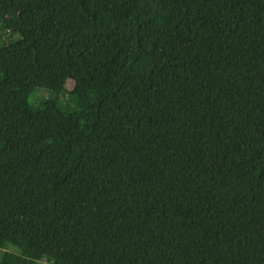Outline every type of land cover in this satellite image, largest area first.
<instances>
[{"label": "trees", "instance_id": "trees-1", "mask_svg": "<svg viewBox=\"0 0 264 264\" xmlns=\"http://www.w3.org/2000/svg\"><path fill=\"white\" fill-rule=\"evenodd\" d=\"M0 249L264 264V0H0Z\"/></svg>", "mask_w": 264, "mask_h": 264}, {"label": "rangeland", "instance_id": "rangeland-1", "mask_svg": "<svg viewBox=\"0 0 264 264\" xmlns=\"http://www.w3.org/2000/svg\"><path fill=\"white\" fill-rule=\"evenodd\" d=\"M73 87V84L72 83H69L68 85V88L69 89H72ZM43 97H46V98H50L52 97V93H50L49 91H46L44 89H36L34 91V93L30 96V103L31 105L34 104V100L38 101L40 99H42ZM9 249H11L12 251L14 252H19V250L17 248H14V247H10ZM3 251L2 249H0V256L1 254H3ZM36 264H50L48 261L44 260V261H41V262H37Z\"/></svg>", "mask_w": 264, "mask_h": 264}]
</instances>
